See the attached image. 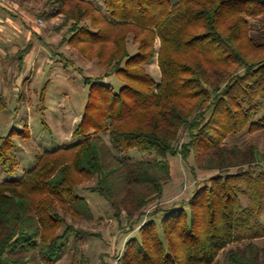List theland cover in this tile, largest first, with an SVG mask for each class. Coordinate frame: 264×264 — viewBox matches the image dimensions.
Instances as JSON below:
<instances>
[{
  "label": "trees",
  "instance_id": "trees-1",
  "mask_svg": "<svg viewBox=\"0 0 264 264\" xmlns=\"http://www.w3.org/2000/svg\"><path fill=\"white\" fill-rule=\"evenodd\" d=\"M35 1L62 17L65 43L100 58L108 76L124 83L86 77L87 103L74 133L83 140L44 152L21 181L0 185V264H54L84 233L68 217L95 218L76 193L95 180L87 190L139 232L119 264H217L224 251L229 264H264V171H255L264 151L252 141L229 144L264 134V0ZM31 46L15 57L23 62ZM155 60L160 82L147 70ZM13 136L0 145V166L11 171L18 165ZM132 150L156 159L116 154ZM192 155V174H216L188 202L149 212L173 180L169 158L188 162Z\"/></svg>",
  "mask_w": 264,
  "mask_h": 264
},
{
  "label": "rangeland",
  "instance_id": "rangeland-1",
  "mask_svg": "<svg viewBox=\"0 0 264 264\" xmlns=\"http://www.w3.org/2000/svg\"><path fill=\"white\" fill-rule=\"evenodd\" d=\"M178 1L172 0L173 3ZM9 2L13 4L12 8L0 6V11L2 9L9 13V18H6L9 26L3 24V28H0V145L13 132L12 140L16 145L13 151L18 165L15 171L0 166V185L6 181H21L36 167L39 156L44 152L73 146L83 140V136H75L74 133L82 122L87 103L86 77H103V83L114 84L116 88L124 83L119 76H108L111 69L100 58H86L78 49L64 42L67 27L63 26L61 16L50 17L52 6L35 0ZM28 42H32V46L22 62L15 54L28 48ZM127 44L131 54L138 52L139 45L134 35L128 38ZM52 52H57V56L52 57ZM20 68L22 72L18 75ZM147 70L157 82L161 81L157 60L149 64ZM100 136L110 143L108 132H101ZM182 137L186 138L184 135ZM251 141L264 151L262 133L231 138L229 144L244 145ZM116 154L133 161L156 159L155 155L143 154L138 150ZM169 160L173 180L165 187L163 199L151 204L149 212L157 207L168 208L188 202L194 192L216 174L201 171L192 174L190 169L195 165L193 155L188 162L179 156L170 157ZM262 164L255 171H264V161ZM95 184L96 180L85 183L76 192L90 203L94 220L80 221L68 217L69 222L84 233L79 238H71L70 244L54 264H119L127 240L139 236L138 231L132 233L137 226L115 218L107 199L87 190ZM244 204L249 205L245 201ZM260 221L264 224V212ZM76 240L80 251L74 257ZM217 264H229L226 251L220 254Z\"/></svg>",
  "mask_w": 264,
  "mask_h": 264
},
{
  "label": "crops",
  "instance_id": "crops-1",
  "mask_svg": "<svg viewBox=\"0 0 264 264\" xmlns=\"http://www.w3.org/2000/svg\"><path fill=\"white\" fill-rule=\"evenodd\" d=\"M1 11H0V28H3V24L9 26V21L8 22L6 21V18L7 19L9 18L8 17L9 13L6 11H3L2 9H1Z\"/></svg>",
  "mask_w": 264,
  "mask_h": 264
},
{
  "label": "built area",
  "instance_id": "built-area-1",
  "mask_svg": "<svg viewBox=\"0 0 264 264\" xmlns=\"http://www.w3.org/2000/svg\"><path fill=\"white\" fill-rule=\"evenodd\" d=\"M0 6L12 8L13 4L9 0H0Z\"/></svg>",
  "mask_w": 264,
  "mask_h": 264
}]
</instances>
